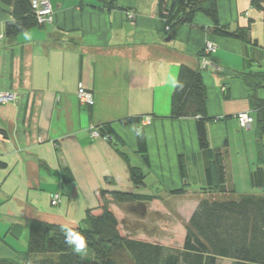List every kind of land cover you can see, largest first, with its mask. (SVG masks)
<instances>
[{"label":"crops","instance_id":"0c3cea01","mask_svg":"<svg viewBox=\"0 0 264 264\" xmlns=\"http://www.w3.org/2000/svg\"><path fill=\"white\" fill-rule=\"evenodd\" d=\"M48 1L54 22L16 39L5 35L12 8L0 3V94H17L16 102L0 104V260H17L3 247L9 235L18 240L22 225H80L98 207L99 189L147 198L149 210H174L189 222L208 188L207 159L196 120L172 117V97L183 67L201 70L209 42L217 47L214 66L201 72L211 147L223 151L230 189L264 195L251 183L252 171L264 168V137L257 119L249 129L238 121L243 112L256 118L242 76L264 74V12L254 0L218 6L221 25L250 28L257 45L215 34L202 14L172 35L162 13L168 0H117L112 9L100 0ZM81 86L94 106L80 102ZM258 96L264 99V87ZM129 118L143 127L149 166L138 154L136 126L124 123ZM101 126L113 139L92 138L91 128ZM130 166L144 172V186H134ZM184 186L185 195L174 194ZM56 194L62 202L54 207ZM27 249H15L16 257Z\"/></svg>","mask_w":264,"mask_h":264},{"label":"trees","instance_id":"16d2710c","mask_svg":"<svg viewBox=\"0 0 264 264\" xmlns=\"http://www.w3.org/2000/svg\"><path fill=\"white\" fill-rule=\"evenodd\" d=\"M32 0H0L12 8L13 20L5 26V35L16 39L21 33L37 26ZM117 0H100L108 9ZM220 0H168L162 13L169 30L174 35L182 25L193 24L197 15L208 17L214 24L213 32L219 36L254 44L250 28H238L232 32L220 23ZM253 5L264 12L261 0ZM250 93V100L259 126V136L264 137V99L258 90L264 87V74L243 75ZM207 90L202 72L183 67L172 97L173 118L196 120L199 148L207 159L208 188L203 189L200 203L185 225L183 247L165 252L164 246L146 241L129 239L121 232L120 210L116 203L121 199L139 200L137 195L97 190L98 207L86 211L85 219L77 227L51 224L34 220L29 227L28 249L21 254L24 264H118L115 256L123 252L134 259V264H218L220 259L232 264H264V195L239 194L227 185L224 154L212 149L208 133ZM124 123L136 126L138 154L143 163L150 165L147 143L140 121L129 118ZM103 136H110L106 126L98 127ZM109 141V140H107ZM211 157V158H210ZM128 161L127 156H125ZM5 164L0 163V168ZM180 168L185 177L183 157ZM130 176L135 187L145 185L146 175L130 166ZM109 181V179H107ZM254 188L264 189V168L257 167L251 173ZM187 186L174 192L185 195ZM147 200V198H145ZM118 202H117V201ZM118 210V211H117ZM92 250L94 259L81 255ZM0 264H22L19 261L0 260Z\"/></svg>","mask_w":264,"mask_h":264},{"label":"rangeland","instance_id":"374dc122","mask_svg":"<svg viewBox=\"0 0 264 264\" xmlns=\"http://www.w3.org/2000/svg\"><path fill=\"white\" fill-rule=\"evenodd\" d=\"M262 143L264 144V140ZM147 202L144 198L135 201L121 199L119 204L114 203L120 209L117 211L119 213L122 234L129 239H137L138 241H146L153 245L164 246L165 252H168V250L175 251L182 249L186 220L181 215L173 216L172 212L174 210H149L148 206L146 208ZM134 209H137V211ZM168 211L172 212L169 213ZM186 212L189 213L188 210ZM22 228L23 233L22 231L18 232L20 235L17 236L18 240L16 241L12 237L13 235H9L10 238L6 240L7 246L4 245L3 249L4 252H7L5 255L9 254V251L14 255L12 258L24 264L21 261V257H16L18 253L15 252L16 250L28 247L27 237L29 236V229L25 225H22ZM81 255L90 259L95 258L92 250L81 252ZM114 260L118 264H134L133 257L126 252L115 256ZM218 264H232V262L230 260L220 259Z\"/></svg>","mask_w":264,"mask_h":264},{"label":"built area","instance_id":"2783aa9c","mask_svg":"<svg viewBox=\"0 0 264 264\" xmlns=\"http://www.w3.org/2000/svg\"><path fill=\"white\" fill-rule=\"evenodd\" d=\"M32 9L36 17L39 26H48L54 22L55 12L48 0H32ZM130 16L134 18V15ZM169 30V28H168ZM217 47L215 44L209 42L204 50V54L201 58V70H207L213 67L212 56L216 54ZM78 97L80 102L87 106L92 107L95 104V98L92 92L85 90L82 86L78 91ZM17 94H0V104H6L8 102H16ZM238 121L242 129H249L254 124V118L249 112H243L238 115ZM151 122L150 118L147 117L143 120V124L147 125ZM91 135L94 139L110 140V136H103L98 128H91ZM61 203V195L56 194L52 198V206H58Z\"/></svg>","mask_w":264,"mask_h":264},{"label":"water","instance_id":"95a60500","mask_svg":"<svg viewBox=\"0 0 264 264\" xmlns=\"http://www.w3.org/2000/svg\"><path fill=\"white\" fill-rule=\"evenodd\" d=\"M170 39H171V36H169L167 40L169 41ZM134 210L137 211V209H134ZM143 214H144V213H143Z\"/></svg>","mask_w":264,"mask_h":264}]
</instances>
